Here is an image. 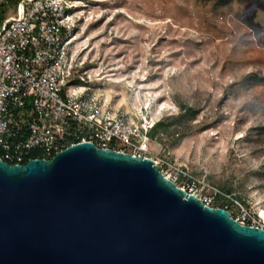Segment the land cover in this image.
I'll list each match as a JSON object with an SVG mask.
<instances>
[{"label":"rangeland","instance_id":"obj_1","mask_svg":"<svg viewBox=\"0 0 264 264\" xmlns=\"http://www.w3.org/2000/svg\"><path fill=\"white\" fill-rule=\"evenodd\" d=\"M19 2L0 0V27ZM84 3L86 14L96 16L91 27L99 47L84 63L75 56L62 92L79 75L92 79L97 69L108 70L125 78L108 102L105 83L86 85L107 107L139 120L145 115H136L135 96L161 94L172 110L154 115L155 105L147 116L148 123L161 120L149 150L171 164L162 170L235 218L245 208L263 224L264 0L78 2ZM83 25L77 20L76 36H83Z\"/></svg>","mask_w":264,"mask_h":264},{"label":"water","instance_id":"obj_2","mask_svg":"<svg viewBox=\"0 0 264 264\" xmlns=\"http://www.w3.org/2000/svg\"><path fill=\"white\" fill-rule=\"evenodd\" d=\"M0 264H264V228L149 156L85 141L50 159L0 158Z\"/></svg>","mask_w":264,"mask_h":264},{"label":"built area","instance_id":"obj_3","mask_svg":"<svg viewBox=\"0 0 264 264\" xmlns=\"http://www.w3.org/2000/svg\"><path fill=\"white\" fill-rule=\"evenodd\" d=\"M78 2L20 0L16 14L0 27V158L12 164L50 159L88 141L149 156L165 173L162 165L171 164L143 149L154 124L131 111L107 107L82 75L62 92L61 79L74 68ZM235 219L264 228L245 208Z\"/></svg>","mask_w":264,"mask_h":264},{"label":"bare ground","instance_id":"obj_4","mask_svg":"<svg viewBox=\"0 0 264 264\" xmlns=\"http://www.w3.org/2000/svg\"><path fill=\"white\" fill-rule=\"evenodd\" d=\"M86 7H89V4L84 3V4L77 6V9H81V11H78V15H77L78 19L77 20L83 21L84 32H83V36H75L72 40V41H74V43H76V45L73 49V61L75 60V56L77 54H81V60H84V61H82V63L87 61L91 57V55H93L95 52H97L98 47H99L98 43H94V40L98 38L99 34L94 29H92V27H91L92 22H93L92 20L96 16L91 17L90 15H87L86 11L84 10V8H86ZM113 75L114 74H110V72L108 70L105 71V70L99 68L96 70V74L92 75L93 76L92 79L87 77V78H85L84 81L86 83L94 82V81H100L102 83H105L106 84L105 85L106 90H105V93L103 94V96L106 99V102H108L110 100V97L112 96V93L115 92V87L118 85H122L123 79H125V78H121V77L117 78ZM117 95L121 96V98H120L121 100L126 99V95H125L124 91L123 92L122 91L117 92ZM149 95H150V92H145V94L143 93L142 95L138 94L135 96L136 115L137 116L143 117L145 115V118L143 117V119H147V121L149 122V116H147V114L150 113V111L154 108L155 105H156V108H155V110L153 109L154 115H159V114H161V112L166 111V110L167 111L172 110V106L170 105V103L167 100L161 101V98H162L161 94L157 93L156 100H154ZM155 121H156V117L154 116V118L152 120V124H154ZM198 126L199 125L196 124L195 128H198ZM236 139H239V137H236ZM143 149L149 150V139L148 138H146ZM164 175L166 177H168L169 179H171L170 175H167L166 173H164ZM179 187H181V186H179ZM181 188L185 189L184 187H181ZM194 194L197 195L198 197H200L198 194H196V193H194ZM260 211H261V213L259 214V216L261 217L263 224H264V207Z\"/></svg>","mask_w":264,"mask_h":264},{"label":"trees","instance_id":"obj_5","mask_svg":"<svg viewBox=\"0 0 264 264\" xmlns=\"http://www.w3.org/2000/svg\"><path fill=\"white\" fill-rule=\"evenodd\" d=\"M188 110H192L191 108H189ZM187 111V110H186ZM161 124V120H157L155 123H154V126L152 127V129L150 130L149 132V136H150V142H152L153 138L155 137V134H156V130L158 128V126ZM152 140V141H151ZM155 142V141H154ZM221 207V206H219ZM229 210V209H228Z\"/></svg>","mask_w":264,"mask_h":264}]
</instances>
